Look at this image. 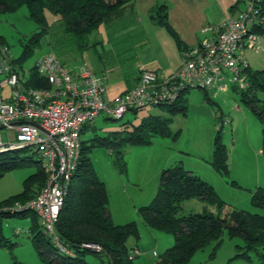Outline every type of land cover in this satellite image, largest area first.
<instances>
[{
	"label": "rangeland",
	"instance_id": "rangeland-1",
	"mask_svg": "<svg viewBox=\"0 0 264 264\" xmlns=\"http://www.w3.org/2000/svg\"><path fill=\"white\" fill-rule=\"evenodd\" d=\"M139 1L135 0L132 7L127 6L120 18L119 27L111 31L101 25L91 34L89 41L93 45L87 50L82 53L69 50V55L66 56L57 55L55 50L53 53L65 64L64 66L69 68L86 64L89 69L98 72L112 69L107 73L108 85L114 86L117 81H123L126 74L133 72L132 63L128 64L129 68L121 62L115 65L113 57L116 56L115 52L120 50L121 45L129 42V36H133L135 40L136 30L131 31V29H135L137 25L136 29L139 30L141 25L139 20L146 21L145 18L150 13L143 12ZM168 2L178 4L180 1L168 0ZM27 14L25 6L12 13H0V36L4 38L5 45L14 58H18L22 51L20 40L31 35L38 27L34 21L27 18ZM45 15L49 23L54 21L53 15L48 11ZM132 20L135 21L133 25L130 23ZM259 34L262 37L260 49H247L244 53L253 70H264V29L259 31ZM52 49L47 37H42L39 47L35 48L26 59L22 68L29 70L41 56ZM130 52H134V47L129 48L127 53ZM118 56H121V52ZM224 75L225 88L219 91H207L208 100L205 99L203 89L191 88L184 92L182 98L187 104L186 113H171L159 107L141 108L135 113L128 111L120 119H110L102 113L93 120L92 128L90 126L84 129L80 135L81 141L89 144V139L95 135L101 136L121 130L126 122L137 124L149 115L170 119L169 135L153 136L149 145L135 146L124 143L118 147L122 152L121 162L123 161V163L117 162L118 166H122L120 170L113 162L117 158L116 147L96 145L89 153L98 178L106 185L111 220L116 224L118 222L136 224L137 235H130L126 239L128 249L136 251L133 255L135 264L157 262L162 252L174 243L172 234L147 227L137 214V208L148 204L158 191L160 185L157 183H160L162 171H157L156 165L162 164L167 159L173 161V165L180 164L184 171L191 170L197 174L201 172L203 179L208 181L218 197L226 203V208L264 214V210L255 208L251 204L252 193L257 188H264V123L249 105L240 100L241 88L237 83H232L231 74L224 71ZM25 77L28 78L27 75ZM244 77L248 87L249 77L247 75ZM246 87L243 89H247ZM0 93L4 98H8L9 86H4ZM255 95L258 99L257 108L262 109L264 88L257 90ZM107 96L110 98L109 95ZM217 130L228 152L227 174L213 170L214 168H210L207 163L212 158L213 138ZM0 136L3 141L8 139L4 129L0 130ZM18 154L21 157H30L33 161L38 159L37 154L30 148L21 150ZM35 171L36 165L32 164L5 172L0 177V201L21 192L24 180ZM209 171H213L214 177H211ZM74 182L73 179L72 185ZM204 208L214 207L198 199L187 200L181 204L183 213L199 212ZM32 216L31 212L10 217L0 216V238L7 242L0 248V264H46L38 256L31 241L32 234L29 228L32 224ZM242 245L243 241L240 237L229 238L225 233L216 250L213 251L212 245H209L195 252L186 264H257L258 259L253 252L249 253V259L236 256L242 252L237 246ZM52 252L57 253L56 250ZM84 259L88 264L108 263V257L102 253L86 252Z\"/></svg>",
	"mask_w": 264,
	"mask_h": 264
},
{
	"label": "trees",
	"instance_id": "trees-1",
	"mask_svg": "<svg viewBox=\"0 0 264 264\" xmlns=\"http://www.w3.org/2000/svg\"><path fill=\"white\" fill-rule=\"evenodd\" d=\"M134 1L0 0V13H12L25 6L28 12L27 18L38 26L31 35L20 40L22 51L18 58L13 59V66L22 68V64L35 48L39 47L40 40L44 36L53 48L52 51L49 50L50 52L55 50L60 56L69 55V50L82 53L93 45L89 37L101 25L111 31L121 25L120 18L127 6ZM47 11L53 15L52 23L47 20L45 15ZM151 11H149L150 18L167 28L180 44L178 35L168 24L167 6L161 4L153 7ZM5 44L4 38L0 36V45ZM59 62L65 65L60 60ZM29 71L27 83L30 86L50 87L46 79L37 73L36 63ZM245 75L249 77V86L246 87L247 89L239 90L240 100L249 105L264 123V105L262 109L257 108L258 99L255 95L257 90L264 88V70H253L249 67L245 69ZM203 91L207 99V90L203 89ZM182 95L170 104L157 107L165 108L171 113H186L187 104ZM137 110L139 109L129 111L135 113ZM169 121L170 119L159 115H149L137 124L124 123L121 130L101 136L95 135L89 139V144L81 141L79 162L72 176L75 182L65 198L55 226L58 239L70 254L58 251L50 237L40 228L37 216L32 213V224L29 228L32 234L31 241L42 261L46 264H88L84 255L86 252H92L107 256V264H135L133 257L136 254L135 250L128 249L126 239L130 235H137L136 224L134 222L115 224L111 220L106 186L98 178L89 153L96 145L116 147L117 158L113 162L117 165V162L122 160V152L118 147L124 143L135 146L149 145L153 136L169 135ZM91 123L85 124L81 133L90 126L92 128ZM19 151L21 150L0 153V177L10 169L32 164L36 165V171L24 180L21 192L0 201V206L31 199L46 183V172L41 159L38 157L37 161H33L30 157H21ZM209 163L217 172L228 173V152L221 142L218 130L213 138L212 158ZM118 168L120 170L122 166ZM159 179L158 191L148 204L137 208V214L147 227L172 234L174 243L162 252L157 262L142 264H186L195 252L209 245H212L213 251L216 250L225 233L229 238L240 237L243 241L242 246H237L242 252L236 256L249 259V253L253 252L257 256V264H264V214L226 208V203L218 197L209 183L190 171H184L180 164L162 170ZM191 199H198L214 208L183 213L181 204ZM251 204L255 208L264 210V188H257L252 193ZM25 213H0V216L10 217ZM85 242L98 243L103 251L94 252L85 249L81 246ZM6 243L5 239L0 238V248ZM52 250H56L57 253H53Z\"/></svg>",
	"mask_w": 264,
	"mask_h": 264
},
{
	"label": "built area",
	"instance_id": "built-area-1",
	"mask_svg": "<svg viewBox=\"0 0 264 264\" xmlns=\"http://www.w3.org/2000/svg\"><path fill=\"white\" fill-rule=\"evenodd\" d=\"M242 2L243 8L234 16L202 28L208 36L199 45L182 51V63L171 75L158 77L140 68L135 85L110 98L105 78L96 76L86 64L66 67L50 51L36 62L37 73L50 87L34 88L25 77L30 71L14 67L11 51L0 45V90L10 88L8 98L0 93V130L8 136L6 141L0 136V153L30 148L46 172V183L33 198L1 206L0 213L35 214L58 251L70 254L58 239L55 226L79 162L83 126L102 113L120 119L130 109L170 104L191 88L219 91L226 86L224 71L231 74L232 83L245 88L249 62L244 53L260 47L264 0ZM81 246L103 251L94 242Z\"/></svg>",
	"mask_w": 264,
	"mask_h": 264
},
{
	"label": "crops",
	"instance_id": "crops-1",
	"mask_svg": "<svg viewBox=\"0 0 264 264\" xmlns=\"http://www.w3.org/2000/svg\"><path fill=\"white\" fill-rule=\"evenodd\" d=\"M179 1L180 2H178V4H172V2H168V0L139 1L141 2V7H143V12L146 14L149 13L150 9L154 5V7L161 4H165L167 6L168 24L178 35L180 44H178L167 28L153 21L150 18V13L147 14V18H145L146 21L141 19L139 20V23H141L139 30L136 29L138 28L137 25L135 29H131V31L136 30L134 34L135 40L133 36H129V42H125L123 45H121L120 50L115 52L116 56L113 57V62L115 65L121 62L124 66L129 68L128 64L131 62L133 66L132 73L129 72V74H126L123 77V81H117V83L113 86L111 84L108 85L107 83V73L112 69L107 71L101 70L99 72L90 69L96 76L105 78V83L108 85L106 90L107 95L110 97L118 95L135 85L138 79L140 68L153 71L158 77L171 75L180 67L182 63V51L199 45L202 40L208 36V33L202 32V28L204 26L216 25L226 18L232 15L234 16L237 14L238 10L243 8L242 0ZM130 7H132V4ZM130 23L133 25L135 21L132 20ZM130 47H134V52H130L128 54L127 51H129ZM120 52L121 56H118ZM100 61H102L101 58ZM209 161L207 163L209 166H211ZM173 163V161L170 162V160L167 159L163 161L162 164L156 165L157 171H162L172 167ZM210 168H212V166ZM205 171H207V169H205ZM190 172L199 176L202 180L205 179H203V174H201V172H199V174L191 170ZM209 173L211 177H214L213 171H209ZM206 182L208 183V181ZM157 185H160V183H157ZM120 223L121 222H118V224Z\"/></svg>",
	"mask_w": 264,
	"mask_h": 264
}]
</instances>
